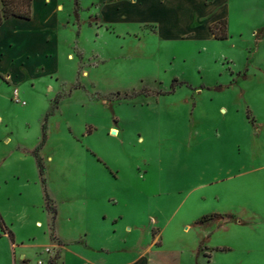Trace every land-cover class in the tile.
<instances>
[{
    "label": "rangeland",
    "instance_id": "374dc122",
    "mask_svg": "<svg viewBox=\"0 0 264 264\" xmlns=\"http://www.w3.org/2000/svg\"><path fill=\"white\" fill-rule=\"evenodd\" d=\"M59 2L46 64L0 71V264H264V0L225 40L200 5Z\"/></svg>",
    "mask_w": 264,
    "mask_h": 264
},
{
    "label": "crops",
    "instance_id": "0c3cea01",
    "mask_svg": "<svg viewBox=\"0 0 264 264\" xmlns=\"http://www.w3.org/2000/svg\"><path fill=\"white\" fill-rule=\"evenodd\" d=\"M104 1L111 4V9L116 8L115 0ZM228 1L229 0H212L209 4H206V0H160L159 4L168 7L171 6L169 13L175 12L176 15H181L184 7L192 8L194 6H202L201 15L205 21H202L200 25H195L196 27L193 30L204 28L205 32H203V34L211 37L212 34L209 27L222 19L227 20L228 32L230 24L229 15L227 13L229 10ZM145 4L150 5L149 2ZM62 7L63 5L59 0H32L31 17L29 20L11 17L4 20L1 24L0 64L4 63L7 67H11L10 72L12 73H9L6 70L7 68H0V71L8 81L12 82V84L16 85L20 82L24 77L22 74L23 68L25 66L29 67L34 60L38 61V66L46 64V59L48 57L47 52L56 45L54 29L57 27L58 22L57 12L62 10ZM214 9L218 10V13H214ZM189 17L190 15H188L185 20H183V18H181V20L177 18L176 20V22L178 21L181 27L184 28V32L191 31L192 27L190 25L187 26ZM42 58H44V60H40ZM35 223L40 224L39 221ZM13 237L14 241L10 242L12 246H15L16 236L14 233ZM22 257L23 256L20 257V261H22Z\"/></svg>",
    "mask_w": 264,
    "mask_h": 264
},
{
    "label": "trees",
    "instance_id": "16d2710c",
    "mask_svg": "<svg viewBox=\"0 0 264 264\" xmlns=\"http://www.w3.org/2000/svg\"><path fill=\"white\" fill-rule=\"evenodd\" d=\"M31 4L32 0H0V26L4 20L15 17L24 20H29L31 17ZM209 30L215 40H225L228 38L227 32V20L222 19L213 23ZM36 157L37 166L39 169L40 176H42L43 169L40 159L33 152ZM53 214H55L53 210ZM0 229L6 234L11 242H13V233L8 229L4 219L0 214Z\"/></svg>",
    "mask_w": 264,
    "mask_h": 264
},
{
    "label": "built area",
    "instance_id": "2783aa9c",
    "mask_svg": "<svg viewBox=\"0 0 264 264\" xmlns=\"http://www.w3.org/2000/svg\"><path fill=\"white\" fill-rule=\"evenodd\" d=\"M14 99L16 100V102H18V98H17V92H14Z\"/></svg>",
    "mask_w": 264,
    "mask_h": 264
},
{
    "label": "bare ground",
    "instance_id": "6f19581e",
    "mask_svg": "<svg viewBox=\"0 0 264 264\" xmlns=\"http://www.w3.org/2000/svg\"><path fill=\"white\" fill-rule=\"evenodd\" d=\"M36 226H37V227H40V224L37 223Z\"/></svg>",
    "mask_w": 264,
    "mask_h": 264
}]
</instances>
